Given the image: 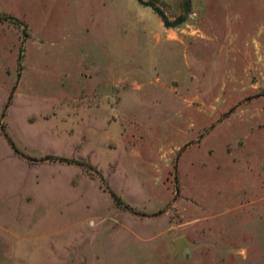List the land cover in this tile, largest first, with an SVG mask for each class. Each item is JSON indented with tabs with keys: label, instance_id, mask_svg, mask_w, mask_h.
Wrapping results in <instances>:
<instances>
[{
	"label": "rangeland",
	"instance_id": "obj_1",
	"mask_svg": "<svg viewBox=\"0 0 264 264\" xmlns=\"http://www.w3.org/2000/svg\"><path fill=\"white\" fill-rule=\"evenodd\" d=\"M112 1L0 0V264H264V0Z\"/></svg>",
	"mask_w": 264,
	"mask_h": 264
},
{
	"label": "crops",
	"instance_id": "obj_2",
	"mask_svg": "<svg viewBox=\"0 0 264 264\" xmlns=\"http://www.w3.org/2000/svg\"><path fill=\"white\" fill-rule=\"evenodd\" d=\"M81 2H83V0H53V5L50 7V9L52 10L58 9L60 15L62 14L63 16L64 14V16H66V18H64L65 20H62L60 18L61 21H58V23L63 27V31L71 32L72 31L71 29L74 28V25L78 24L74 22L79 20L76 18V15L80 13L81 10H84L83 6L81 5ZM99 2L100 4L95 3L94 0H89V3L86 2L85 10L91 11V17L93 18V23L90 21V24L93 25L98 24L97 26H101L104 23L109 24V22H111L110 20H112L113 18L110 16L109 11H107V13L106 12L104 13L103 10L105 9L109 10L110 6H113L115 2H113L112 0H99ZM98 11H101L102 14ZM154 12L159 16L161 20L158 23L159 25L158 29L160 30V27L162 28V23H163L162 17L155 10ZM67 18L69 20H67ZM47 24L48 23L46 21L40 23V25H47Z\"/></svg>",
	"mask_w": 264,
	"mask_h": 264
},
{
	"label": "trees",
	"instance_id": "obj_3",
	"mask_svg": "<svg viewBox=\"0 0 264 264\" xmlns=\"http://www.w3.org/2000/svg\"><path fill=\"white\" fill-rule=\"evenodd\" d=\"M145 5H147V6H150V7H152L161 17H162V21H163V23H164V25L166 26V27H176V26H178V25H180V24H182L184 21H185V19H186V17H184V16H179V17H176L174 20H172V21H170V20H168L167 19V17L155 6V4L152 2V1H145V3H144ZM6 18H9V19H12V17H6ZM12 93H13V91H11V94L9 95V97H8V100H7V102H6V104H5V106H4V111H3V113H2V116H4L5 114H6V110H7V108H8V106H9V104H10V102H11V99H12ZM5 136H6V138L8 139V141L10 142V144L13 146V148L15 149V151L16 152H18V150L16 149V147H15V145H14V143L10 140V138L8 137V135H7V133L5 132ZM21 156H23V157H26V158H28L27 156H25V155H23L22 153L20 154ZM31 160H34V161H39V160H56V161H60V162H67V163H79V164H84L83 162H77V161H75L74 159H69V158H65V157H58V156H53V155H46V156H44L43 158H40V159H38V158H30ZM114 195V198H115V200L117 201V203H119V204H121L122 202L120 201V200H118L119 198L115 195V194H113ZM124 207L125 208H127V209H129V210H131L127 205H125L124 204Z\"/></svg>",
	"mask_w": 264,
	"mask_h": 264
},
{
	"label": "water",
	"instance_id": "obj_4",
	"mask_svg": "<svg viewBox=\"0 0 264 264\" xmlns=\"http://www.w3.org/2000/svg\"><path fill=\"white\" fill-rule=\"evenodd\" d=\"M175 254H178L184 248H191L194 246V243L189 241L186 237H180L174 241Z\"/></svg>",
	"mask_w": 264,
	"mask_h": 264
}]
</instances>
